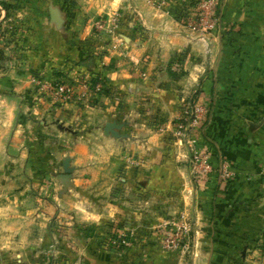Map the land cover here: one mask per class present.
<instances>
[{"label": "crops", "instance_id": "0c3cea01", "mask_svg": "<svg viewBox=\"0 0 264 264\" xmlns=\"http://www.w3.org/2000/svg\"><path fill=\"white\" fill-rule=\"evenodd\" d=\"M24 4L30 55L0 70V264H49L45 248L62 220L74 230L73 264H111L76 229L104 234L127 215L128 204L113 198L118 179L134 200L145 194V227L154 220L188 227L187 249L147 247L145 264H264V0H221V27L201 32L169 11L181 0ZM5 14L0 7V21ZM175 62L180 72L170 70ZM67 64L110 95L51 115L20 105L32 74L50 77ZM75 78L73 91L83 93ZM196 91L210 107L198 147L213 166L222 157L235 171L223 187L214 175L195 183L185 146L172 137ZM58 119L76 136L54 125ZM108 123L119 126L117 137L104 134Z\"/></svg>", "mask_w": 264, "mask_h": 264}, {"label": "rangeland", "instance_id": "374dc122", "mask_svg": "<svg viewBox=\"0 0 264 264\" xmlns=\"http://www.w3.org/2000/svg\"><path fill=\"white\" fill-rule=\"evenodd\" d=\"M3 1L10 5L18 4L15 3L14 0ZM26 8V4L21 2L19 7L10 10L11 13L9 18L3 19L4 22L2 20L0 21V70L6 63H12L16 66L17 61L25 60L27 56L30 55V51H28L22 59H18L19 51L15 46L16 40L18 39L16 34H18L19 26L24 19H28L25 17L27 14ZM6 30L13 31L15 36H2ZM28 42L29 47L31 39H28ZM86 50L85 53H89L88 47ZM66 66H64V68L63 66L56 68L50 77L31 73L32 75L30 74L28 89L22 94L20 105L24 104L28 108L34 110H48L46 114H50L52 112L54 113L56 110H64L67 106L72 104L82 108L86 107L87 104H96L100 98L97 94L99 92H92L93 85L95 84L91 81L94 78H98L91 76L80 79V76H76L77 74H81L76 67L72 66V64H67ZM74 71H76V75H72V73L74 74ZM1 73L4 72L1 71ZM72 76L78 78H75L77 83H80L81 85L84 84L83 93L87 92L86 96L82 97V92L78 94L73 91L70 83L72 82ZM99 85L101 86V84ZM60 87L63 89V92L61 93L59 91ZM38 120L45 124L52 120V116L43 118L39 117ZM53 122L54 125L59 124L61 127H67L66 122H63L60 119L53 120ZM78 130L79 128H77V131ZM127 161L129 160L127 159ZM120 181L119 179L115 181L117 185L115 184V196L113 198L116 202L128 204L126 205L128 210L125 212L127 215L119 216V220L123 221L108 224L104 234L101 231L100 233L96 231L97 228H91L89 226H80L76 230L84 239L89 241L92 240L93 249L104 255L111 264H145L148 259L144 256V251L147 247L161 250L159 244L161 230L168 226L167 224H169V222L168 220H154V223L152 224L153 226L145 227L144 222L150 220L147 215L151 214L147 210L148 205H146L145 194L142 193V191L138 192L136 200H134L130 197L129 191L125 194V187H123L122 184H119ZM57 224V227L54 225L51 228L50 233L53 236V240L45 248L44 254L49 264L50 262L51 264H66L71 262L68 259V250L72 244L74 230L72 227H68V223L65 220L57 222ZM139 229L140 232H138ZM179 252L181 251L175 253Z\"/></svg>", "mask_w": 264, "mask_h": 264}, {"label": "built area", "instance_id": "2783aa9c", "mask_svg": "<svg viewBox=\"0 0 264 264\" xmlns=\"http://www.w3.org/2000/svg\"><path fill=\"white\" fill-rule=\"evenodd\" d=\"M169 0H149V2L157 7H165ZM193 6L187 7V0H181L180 22L192 32H201L208 29L221 27L220 7L221 0H194ZM100 22L94 23V29L101 30ZM170 70L172 72H180L181 64L175 62ZM101 86L93 85L92 92H99ZM60 87V93L63 92ZM197 92L188 98L186 104L182 107L181 112L176 118L174 124V132L172 137L185 146L186 166L195 183L208 181L214 175L216 183L222 187L235 177V171L230 163L219 157L215 166L210 162L208 153L199 149L198 140L209 118L210 107L201 99ZM86 93L82 94L86 96ZM180 121V122H178ZM168 226L161 230L160 247L166 253H175L187 249L186 233L188 227L184 222H170ZM66 264H73L68 262Z\"/></svg>", "mask_w": 264, "mask_h": 264}, {"label": "trees", "instance_id": "16d2710c", "mask_svg": "<svg viewBox=\"0 0 264 264\" xmlns=\"http://www.w3.org/2000/svg\"><path fill=\"white\" fill-rule=\"evenodd\" d=\"M25 0H14L15 3H18V4H8L7 2L3 1V0H0V6L2 9L5 10L6 14H5V18H9L10 16V10H14V8L16 7H19V4L22 2L24 3ZM187 7L188 6H193L195 1L194 0H187ZM169 11L173 14V16L175 17V19L178 21V22H181L182 19L180 18V11H181V8H171L169 7L168 8ZM32 34V29H31V26H30V19H24V21L20 24L19 26V29H18V34H16L18 36V39L16 40V43H15V46L17 47L18 51H19V54H18V59H22L24 57V55L26 53H28V51H30L29 47H28V39H29V36ZM15 36L14 32L13 31H9V30H6V32H4V34L2 36L4 37H7V36ZM102 55V53L100 54ZM92 83L94 84H101V86H103V84L100 82L99 79H92L91 81ZM99 92H103L105 93L106 95H110L109 93V89H105L102 87V89L99 91ZM199 94V92H197V95ZM180 122V121H178ZM264 249V243H263V247Z\"/></svg>", "mask_w": 264, "mask_h": 264}, {"label": "water", "instance_id": "95a60500", "mask_svg": "<svg viewBox=\"0 0 264 264\" xmlns=\"http://www.w3.org/2000/svg\"><path fill=\"white\" fill-rule=\"evenodd\" d=\"M119 126H117L116 124H114V123H108V124H106L105 126H104V128H103V132H104V134L105 135H112V136H114V137H117L118 136V134L114 131L115 129H117ZM60 130H62V131H66V132H68V133H70V134H72V135H74V136H76V132H74L70 127H61V126H59L58 127ZM63 170H64V172L66 173V174H68L69 173V170H68V162L67 161H64L63 162Z\"/></svg>", "mask_w": 264, "mask_h": 264}]
</instances>
